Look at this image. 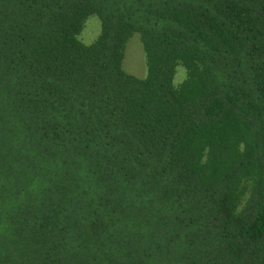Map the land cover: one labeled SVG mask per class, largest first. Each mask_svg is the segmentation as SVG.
Returning a JSON list of instances; mask_svg holds the SVG:
<instances>
[{
  "label": "trees",
  "instance_id": "trees-1",
  "mask_svg": "<svg viewBox=\"0 0 264 264\" xmlns=\"http://www.w3.org/2000/svg\"><path fill=\"white\" fill-rule=\"evenodd\" d=\"M0 264H264V0H0Z\"/></svg>",
  "mask_w": 264,
  "mask_h": 264
},
{
  "label": "rangeland",
  "instance_id": "rangeland-1",
  "mask_svg": "<svg viewBox=\"0 0 264 264\" xmlns=\"http://www.w3.org/2000/svg\"><path fill=\"white\" fill-rule=\"evenodd\" d=\"M91 19L96 20V19H94V17ZM91 23L92 24H89V27L85 30V34H84V36L87 40H90L93 38V36L97 32L99 24H100V23H98V21L97 22H91ZM134 37H135V39H133L130 42V44L126 50L127 59H125L126 60L125 69H127L129 72H132L134 74L142 75L146 70L145 55H144V51H143L142 45L140 43V40L138 38V34L134 35ZM90 41H88V42L85 41V42L89 43ZM183 75L184 74L181 72L179 74V76H180L179 78L183 77Z\"/></svg>",
  "mask_w": 264,
  "mask_h": 264
}]
</instances>
